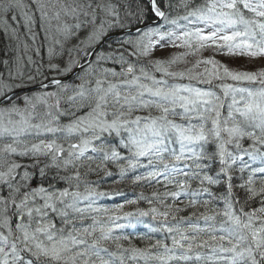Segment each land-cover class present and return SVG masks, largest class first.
I'll return each mask as SVG.
<instances>
[{"label":"snow or ice","instance_id":"obj_1","mask_svg":"<svg viewBox=\"0 0 264 264\" xmlns=\"http://www.w3.org/2000/svg\"><path fill=\"white\" fill-rule=\"evenodd\" d=\"M191 2L0 0V264H264V0Z\"/></svg>","mask_w":264,"mask_h":264},{"label":"bare ground","instance_id":"obj_2","mask_svg":"<svg viewBox=\"0 0 264 264\" xmlns=\"http://www.w3.org/2000/svg\"><path fill=\"white\" fill-rule=\"evenodd\" d=\"M199 4L200 3H197V5H199ZM179 15H181V14H179ZM173 16H175V15H173ZM176 16H178V15H176ZM164 50L167 51L168 53H171V50L172 49L171 48H168V49H164ZM125 182H126V184L124 183L125 184L124 188L126 190H123V187L121 189L123 191H126L127 192V198H134V196L136 194H138L139 192H141V191H143L146 195H148L153 190L151 187H148L147 185H144V186L133 185L130 180H126ZM103 183H104V188H107L109 186H112L111 188H107V189H103V190H109V189L117 188V187L120 186L119 184L113 183V180L111 178H106ZM114 198H116L120 203L123 202V200H124V197H122V196H114ZM143 205L144 204L142 203L141 206H143Z\"/></svg>","mask_w":264,"mask_h":264},{"label":"rangeland","instance_id":"obj_3","mask_svg":"<svg viewBox=\"0 0 264 264\" xmlns=\"http://www.w3.org/2000/svg\"><path fill=\"white\" fill-rule=\"evenodd\" d=\"M172 49V48H171ZM161 51V50H160ZM160 51H158L157 53H156V55L157 56H167L168 54H170V53H167V51H162V52H160ZM172 51L173 52H178V51H181V49H177V50H175V49H172ZM173 52H171V53H173ZM29 54H31V55H33L34 56V58H35V55H34V53H29ZM43 54V53H42ZM221 57H218V59H220ZM222 59V58H221ZM224 59H226V58H224ZM190 60H193V59H190ZM226 62H228L231 66H233V67H246V68H248L249 70H255L256 68H258V67H260V66H262V65H264V61H254V62H249V61H247V60H245V59H243V58H240V59H236V60H227ZM187 66H190V64L189 65H187ZM176 67H178V68H184V67H186V65H184V64H180V65H177ZM1 70V69H0Z\"/></svg>","mask_w":264,"mask_h":264},{"label":"trees","instance_id":"obj_4","mask_svg":"<svg viewBox=\"0 0 264 264\" xmlns=\"http://www.w3.org/2000/svg\"><path fill=\"white\" fill-rule=\"evenodd\" d=\"M180 2H181V0H172V3L174 4V5H179L180 4ZM197 3H203V0H192V2L189 4V7H194V6H196L197 5ZM172 15H179V14H181V15H184L185 14V10H184V8L183 7H176V8H174L173 10H172V13H171ZM179 23H181V24H185L186 22L185 21H183V20H181V21H179ZM21 31H23V29H21ZM2 36H0V41H2ZM0 47H2V43H0ZM175 50H177V49H175ZM163 50H161L160 52H162ZM181 51H182V49H181ZM171 52H173L172 50H171ZM168 53V52H167ZM174 53V52H173ZM171 54V53H170ZM170 54H168V55H170ZM167 55V56H168ZM222 59H224L223 57H221ZM220 58V59H221ZM189 59H193L194 60V58H189ZM226 61H227V58L225 59ZM2 70V69H1ZM102 175V174H101ZM90 180H97L98 179V177L96 176V175H90L89 177H88ZM125 184H126V182H124ZM124 183H122V184H119L120 186V188H122L123 187V190H126L125 188H124V186H125V184ZM102 189H107V188H111L112 186H109V187H107V188H104V183L102 182ZM161 190H163V189H161ZM125 192V191H124ZM127 193V192H126ZM143 206H146V205H143ZM137 243L139 244V242L137 241ZM142 246V245H141Z\"/></svg>","mask_w":264,"mask_h":264}]
</instances>
